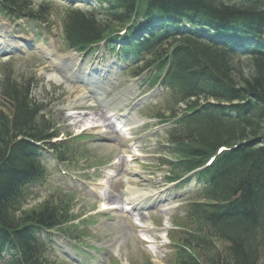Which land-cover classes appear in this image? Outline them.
Wrapping results in <instances>:
<instances>
[{
  "label": "trees",
  "instance_id": "16d2710c",
  "mask_svg": "<svg viewBox=\"0 0 264 264\" xmlns=\"http://www.w3.org/2000/svg\"><path fill=\"white\" fill-rule=\"evenodd\" d=\"M33 3L0 0V7L10 16L47 22L49 6L36 8ZM94 3H88V11L68 4L62 25L68 47L86 52L106 41L116 50L114 43L126 40L120 55L129 62L132 53L138 58L136 73L152 69L155 77L166 74L176 109L185 101L189 112L203 107L197 114L186 113L169 132L177 160L174 178L200 169L222 146L229 148L211 169L198 174L209 184L182 223L194 234L177 241V264H259L264 250V169L254 167L264 166V144L245 137H259L264 124V0ZM132 20L136 24L129 28ZM189 23L199 29L181 28ZM174 25L177 32L168 29ZM125 30L126 35L120 34ZM193 76L195 88L190 86ZM0 94V264H52L50 238L56 227L71 220L69 203L61 199L60 205L53 198L26 206L32 186L46 178L42 148L32 142H49L59 133L41 116L44 107L31 100L30 82L19 83L9 68L0 79ZM174 94L183 101L176 103ZM210 98L218 105L200 104ZM57 148L51 145L53 152Z\"/></svg>",
  "mask_w": 264,
  "mask_h": 264
},
{
  "label": "rangeland",
  "instance_id": "374dc122",
  "mask_svg": "<svg viewBox=\"0 0 264 264\" xmlns=\"http://www.w3.org/2000/svg\"><path fill=\"white\" fill-rule=\"evenodd\" d=\"M64 1L54 0L49 3V0H34L33 4L38 8L45 4L51 6L53 26L51 30L42 29L36 22L33 23L27 19L10 20L5 16H0V45L2 48L7 47L6 42L14 43L20 37L26 40L24 52H16L13 56H0V79L3 77L4 68H9L15 73V79L18 81L32 80L33 99L35 102L44 104L46 118L54 122L57 132L60 133V137L55 141L58 147L67 149L68 162L63 164L60 163L59 155L55 157L47 153L49 156L43 161L47 168L46 178L33 186V194L26 207L30 208L52 197L59 200L67 194L73 202L72 213L76 217V221L72 224H79L84 234L91 232L90 237L78 232L83 238L78 246L83 251L81 255L77 254L74 249L76 242L55 235L54 239H58L57 254L54 258L57 261L56 264H69L65 263L63 258H66L63 255L76 259V264H117L118 262L120 264H177L178 255H176L173 238L181 237L186 231L176 228V222L185 218L189 205L196 200L197 183L196 185L193 182L182 185L181 182L171 185L172 181H169L172 174L170 161L175 159L166 146H168L169 139L167 133L171 128L169 125L173 122L161 124L160 119L156 117L159 112L172 115V109H168L170 106H168L167 90L160 86H150L151 84L145 82V78L132 83L133 79L137 78L130 74L127 69L129 66L124 65L123 58L116 53L110 54L112 50L105 51L101 48L100 51H90L85 56H80L81 60L83 64H97L102 67L101 70L110 68L108 64L112 62L114 68H111V71L115 70L118 74L113 80L114 84L107 90L103 97L104 102L101 101L102 105L89 108L74 107L68 110L67 105L70 99L83 90L75 88V91H72L66 83L56 84L46 80L48 75L56 72L53 62L56 58L45 52L47 48L54 47L56 53L62 56L71 53L62 36L63 20L60 17H65L62 11L66 6ZM73 7H80L84 11L91 9L88 4H73ZM36 35L38 39L35 38ZM63 60L68 62L65 58ZM67 67L69 65L64 63V68ZM101 73L96 75L93 72L88 73V78H100ZM131 83L137 87L134 97L123 102L121 104L123 106L115 108L114 106L123 100L118 94ZM147 94L152 97L147 99L148 103L144 105L145 107H137L138 118L147 120V122L132 134L127 135L120 131L113 138L106 137L94 129L78 133L76 124L78 127L85 124L83 118L91 116L87 112L93 111L102 119L118 116L119 113L123 114L134 107ZM2 103L4 102L0 94V106L3 105ZM108 123H111V120ZM133 143L138 145L140 151L137 156L129 151ZM119 154H124L127 159L128 156H133V160L128 162L124 159L114 165ZM62 168L69 175L59 173ZM110 170L115 172L116 176L108 183V194L110 195L107 202L109 204L118 202L125 205L127 183L124 181L129 174H131L130 180L132 181L129 180L128 183L133 187L150 188L155 192H161L160 198L150 201L147 207H140V205L135 207L136 212H147L148 215L142 214L143 220L159 229L145 233L144 228L136 225L137 218L134 219L121 209L106 213L97 212L100 199L96 192L99 188H95L94 184L99 183L107 175L106 171ZM166 206L172 207L168 214L161 211ZM166 220H170V228L161 231L165 227ZM143 233L148 235V238L145 239ZM163 233H166L167 237L161 238ZM110 245L113 249L107 253V247ZM259 264H264V251L261 253Z\"/></svg>",
  "mask_w": 264,
  "mask_h": 264
},
{
  "label": "bare ground",
  "instance_id": "6f19581e",
  "mask_svg": "<svg viewBox=\"0 0 264 264\" xmlns=\"http://www.w3.org/2000/svg\"><path fill=\"white\" fill-rule=\"evenodd\" d=\"M140 3L142 4H147L149 0H139ZM86 2L90 3V5H94V0H86ZM72 4H76V2H72ZM99 8V7H98ZM8 12V11H7ZM4 14V11L0 10V16H2ZM11 13H9L10 15ZM12 17L15 18H21L22 15L15 13V15H13ZM134 19V18H133ZM136 23L134 22V20L131 21V24L129 25V28H131L132 26H134ZM196 28L195 29H199L198 28V24H195ZM168 29H170L173 32H177L179 27L177 26H173V27H169ZM195 29H193V26H190V30L195 31ZM127 42L126 40H121L120 44L121 45H125L124 43ZM7 44V49H9V51H15L16 49H18V47L21 46L20 42H14V43H10L8 44V42H6ZM5 45V44H4ZM3 45V46H4ZM114 45L118 46V44L115 42ZM2 47V46H1ZM6 48H2V50H6ZM43 48V47H42ZM48 52L49 56H53L54 58H56L54 60V65L56 66L57 71L53 74L48 75V79L54 80V81H66L67 83L70 84L69 89L76 88L78 90H83L81 91V93L75 95V97L73 99H70V102L68 103L67 107L69 109L73 108V107H81V106H99L102 105L103 101V97L105 96L106 92L108 89L111 88V85L114 84L113 80L116 78L115 76H117V72L114 70L112 71V74H106L104 77L102 76L103 72L101 73V75L99 76L100 78H88V73L90 72H95V71H101L102 67H99L97 64H91V65H82L81 63V58L78 57L74 52L68 54V57L66 59H68L67 64L69 65V67L64 68V63L63 60L64 56H61L59 54L56 53L55 50L51 49V48H47L46 53ZM118 55L120 58H122L123 55ZM130 62L128 61V58H124L123 60L127 63L124 64L126 65L130 72V74L137 79H133L132 83H136V81H141L142 79L145 78V82L149 83L151 85H159L161 87H169L172 90V86H169V84H165V80L167 78V76H162V77H151L149 75L143 74V73H136L135 71L139 69V67H141V65H139L140 61L138 60V58L134 57V54H130ZM108 66L111 68H114L113 63H109ZM106 68V67H105ZM65 69H70L71 71H66ZM71 74H76L77 77H71ZM95 74V73H94ZM105 74V72H104ZM103 74V75H104ZM75 75V76H76ZM96 75V74H95ZM103 78H102V77ZM194 77L190 82V86H193V88H195V83L196 81H194ZM117 81V80H116ZM113 82V83H112ZM130 84L126 89H124L122 92H120L118 95L121 96L123 98L122 102L118 103L117 105H115V108H118L120 106H123L121 104H123V102L128 101L129 99L134 97V93L137 91V87L134 86V84ZM90 87V88H88ZM177 98L176 103L179 101H183V99L181 98V96L179 94H174ZM96 97V98H95ZM102 101V102H101ZM186 102V101H185ZM185 102H181L180 104H185ZM141 104V103H139ZM102 108V106H101ZM76 114V113H74ZM88 117H84L83 121H85V124L82 127H78V125L76 124L77 128H78V133H82V131L84 130H97L98 132H101L104 136L106 137H115L117 132H122L124 134L130 135L133 133V131H135L137 128L141 127L142 125L146 124V120H143L141 118H138L137 116V109L136 108H132V109H128L126 110L123 114L119 113L118 116H114V117H103V119L100 116H97L96 114H94L93 111H91V113H87ZM262 119L264 117V114L261 115ZM78 119V117H76ZM86 119V120H85ZM111 120V123L107 122ZM259 123V122H258ZM217 124V123H215ZM262 128V132L261 135L258 136H253V137H249L246 136L245 138L249 141V142H261L262 144H264V124L261 127ZM121 134V133H120ZM229 133L225 132L224 136L226 138L229 137L228 135ZM129 138V137H127ZM243 144V143H242ZM234 148H241V145L238 144H233ZM243 150V149H242ZM129 151L134 154L135 156H137V154L140 152L138 150V147L136 144H132L129 147ZM124 159L128 162H131L133 160V156H124V154H119L116 157V160L114 161L115 164H118L120 161H124ZM231 167V166H229ZM254 168H258V169H264L263 165H255ZM107 175L100 181V185L101 187H99V194L101 195V203L100 205V209L101 211H107V210H114V211H118L119 209H121L123 212L129 213L133 218L135 216V218H137V225H139L140 227L144 228V231H148L153 229L152 226H150V224L147 223V221H144L142 218V214L141 212H138L137 214H135V208H132V206H129L130 203L133 204V206H144L147 205L148 203H150V201H156L160 198V192H155L154 190H145L143 188H135L133 187L130 183H128V181L131 179V174H129L126 178H125V182L127 183V189H126V193L127 196L124 199V204L125 205H121L118 202H113L112 204H109L107 201V199L109 198L108 194V188L107 185L110 181V179L114 178L116 176V173L112 172V171H106ZM259 176H261L263 173L262 172H256ZM132 181V180H131ZM165 213L168 214V212L171 210L170 207L166 206L162 209ZM237 211L243 212V209L240 208H236ZM147 214V213H144ZM165 228L163 229H169L170 227V223L168 220L165 221ZM146 233V232H145ZM145 233H143V235L145 236V239L148 238V235H146ZM162 237H166V234H162ZM261 253L264 250H260ZM260 253V255H261Z\"/></svg>",
  "mask_w": 264,
  "mask_h": 264
}]
</instances>
